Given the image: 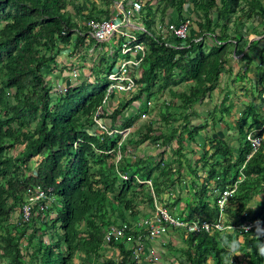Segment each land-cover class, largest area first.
<instances>
[{"label":"trees","instance_id":"obj_1","mask_svg":"<svg viewBox=\"0 0 264 264\" xmlns=\"http://www.w3.org/2000/svg\"><path fill=\"white\" fill-rule=\"evenodd\" d=\"M218 1L158 0L156 9L152 1H141L143 8L139 17L147 33L138 34V38L146 46L147 53L138 70L135 91L128 93L129 100L118 104L109 114L102 104L108 83L85 95L79 93L80 87L85 85L73 84L63 96L55 99L46 84L49 83L46 82L49 63L55 61L52 53H59L60 45L71 43L75 29L79 33H82L80 29H85L83 24L79 28L78 21L84 23L108 17L109 11L100 10L95 3L89 2L90 10L85 15L86 8L76 0H0V255L7 259L8 264H130V252L125 250L123 242L110 244L118 250L117 261H101L103 228L117 220L126 222L129 218H138L141 213L137 206L142 197L153 210L155 199L162 204L163 194L168 197V194L176 196V193L169 192L175 184L171 164L165 163L162 156L159 161L150 158L151 162L132 158L127 154L128 146L146 140H160L166 145L175 140L176 153L180 154L184 140L196 143L199 132L207 129L209 123L204 121L198 126L195 122L200 117L192 113L193 109L210 100L215 86L223 80L221 74L224 70L231 73L230 48H235V56H238L247 46L242 32L236 31L233 38L227 34V24L232 21L241 0H221V6ZM242 1L246 3L245 10L241 12L243 18L241 15L236 18V27L243 25L244 19L260 20L264 26V0ZM101 2L112 8L113 0ZM73 4L77 5L78 21L67 11V7ZM128 5L129 2L125 3L126 7ZM189 8L198 32L190 31L185 40L168 38L172 46H165L166 41L162 36H156L153 30L156 21L164 25L169 11H175L178 16L170 23L188 20L182 15ZM156 10L159 17H156ZM191 25L190 22V29ZM216 29L221 32L219 35L215 33ZM261 34L256 33V36ZM84 38L78 36L74 40L73 52L78 51ZM197 39L201 40L196 42ZM229 39L233 42H228ZM207 42L208 48L205 47ZM254 44L249 45V51ZM258 51L264 55V49ZM248 59V54H244L240 60L245 62ZM260 59L264 64L263 58ZM113 69L110 66L107 75ZM260 70L262 77L258 86L261 90L255 86L259 96L264 93V70ZM245 73L240 71L236 79V82L243 83L244 90L251 88L244 84ZM179 84H185L189 89L172 92L171 87ZM220 88L224 97L218 106L229 114L232 106L224 103L229 92ZM164 90L171 91L172 97L180 102L179 108L183 109L176 118L179 124L168 129L167 133L161 131L159 135L151 136L150 124L148 132L139 140L141 142L130 139L125 144L124 141L120 143L118 133L108 136L97 129L90 133L95 125L93 117L101 105L103 110L99 117L116 123V118L126 107L132 103L139 104L143 98L147 102ZM165 108L160 120L168 124L173 114L167 112L169 106ZM146 112L142 108L119 126L112 124L110 128L129 129ZM214 117L213 114L212 120ZM263 125L262 105L249 102L234 126L225 129L228 132L236 129L238 133L236 153L222 136L215 139L206 137L212 152L209 154L203 143L193 169L188 165L192 178L189 183L191 195L187 199L191 202L187 205L190 207L189 215L184 218L192 220L203 215L215 220L218 217L216 198L214 205L210 206L209 197L214 191L233 188L242 173L244 179L236 183V191L229 199L225 214L232 225L258 222L262 228L242 237L236 231L212 235L206 232L186 234L185 239L182 238L185 251H180L189 264H207L209 260L212 264H232L231 253L238 262L264 264V201L258 208L250 204L255 197H264ZM245 126L248 131L253 130L255 136L263 137L259 150L249 159L252 149L245 141ZM185 131L186 138L183 137ZM118 155L120 158L116 160ZM198 164L207 175L201 186L198 184L200 175L196 172ZM121 176H126L127 180ZM145 181H150V185L139 183ZM36 187L51 188L50 195L56 203L52 209H55V217L49 223L52 228H57L58 233L48 243L42 237L32 244L30 227L34 235L39 231L35 228L34 219L30 224L14 225L13 233L7 227L25 195ZM179 203V200H173L163 206L171 211ZM81 225H84L83 230ZM46 228L45 223L41 228L44 237L47 236ZM23 238L26 246H32L27 262L19 248ZM231 247L234 250L231 251Z\"/></svg>","mask_w":264,"mask_h":264},{"label":"rangeland","instance_id":"obj_2","mask_svg":"<svg viewBox=\"0 0 264 264\" xmlns=\"http://www.w3.org/2000/svg\"><path fill=\"white\" fill-rule=\"evenodd\" d=\"M77 2H80L82 5H84V3L82 2V0H76ZM93 2L95 4H97V7L99 9H102V7L104 6V2H101L100 0H93ZM220 4L221 6V0L218 1V5ZM239 6L238 9L236 11V13L234 14V16L232 17V21L229 22L227 24L228 28H231V26L234 24L236 26V18L239 17L240 15L243 18L242 15V11H244L245 9H243V7L246 5L245 2H243L242 0L239 2ZM74 5V6H73ZM72 6H68L67 7V11L73 16V18H77L76 15V4H73ZM106 6V5H105ZM74 8V9H73ZM108 8L111 9V6L108 5ZM157 6H154V9H156ZM241 8V9H240ZM89 12L88 7L86 6V9H84V12ZM187 14H190V8L189 11L186 9L184 10ZM87 12V13H88ZM170 12V11H169ZM168 12V13H169ZM175 14L176 12L173 11ZM183 12V13H185ZM167 13V14H168ZM86 15V13H85ZM170 15V14H169ZM160 13L158 10H156V17H159ZM184 16L186 19H188L193 28L195 29V24H194V19L195 17L191 14L190 17L188 15H182ZM215 18V16H214ZM242 18L240 20H242ZM158 20V18L156 19ZM78 21V18L75 20ZM215 21V19H214ZM242 22L245 23V25L247 26L248 30L253 29L254 27L257 26V24L259 23L258 20L256 19H251L249 21H246V19H244ZM241 23V22H240ZM239 23V24H240ZM82 22L77 23V25L79 26V28H82ZM82 29H80V31H82ZM75 33L76 31H79L78 29L74 30ZM260 31V30H259ZM250 33V32H249ZM76 37V35H72V39H74ZM259 43L262 44L261 39L258 40ZM122 43V41H118L116 40V38L109 40L108 42H102V43H97L92 39H89V42L86 43L85 48H84V54L82 56V58H86L84 60H86V62H88V66L83 65V64H75L74 60H69L70 63L73 65V67H79V70L82 71L81 76L79 78V80L75 81L77 82L74 86H80L81 84H83L84 87H80L79 89V93L81 95H85L88 92H93L95 90H98L99 88L103 87L104 85H106L108 83L106 76L108 73V68L110 66L112 67H117L118 65L121 64V62H123L126 57L122 56L120 54V44ZM260 46V44H259ZM71 47V46H70ZM87 49V50H86ZM66 50V49H65ZM252 50L256 53H258L259 55V51L256 50L254 48H252ZM253 51H251V53H253ZM96 53V54H95ZM250 53V54H251ZM256 53V54H257ZM50 54V53H49ZM68 52H64V49H62L60 47V52H53L52 56H54V63L50 62L49 63V71H48V75L46 76V83L48 89H50L51 85L56 83V81L59 79L60 82H64L65 80L67 81V79L64 77L62 80V74H63V68H61V62H63L64 60H67L70 56L67 55ZM249 54V55H250ZM102 63L101 65H99V63ZM254 63V62H253ZM69 63H67V67H71L70 65H68ZM255 64V63H254ZM246 65V62H242L239 61V57H231V66H232V71L229 75H223V80L221 83H224L225 85V91L229 92V96L226 99V101L224 102L226 106H230L229 104H233L231 111L229 112V114L225 113L224 111L218 110L216 111V114L219 118H222L221 120L229 121V123H225V125L221 122H218V124L216 125H212L211 121H212V115L210 114V111H207L206 113H202L203 111V107L198 106L195 109H193L192 113L193 114H197L200 117V120L196 121L195 123L200 126L203 124L204 121H208L209 125L207 127V129L202 130L199 132V135L196 137V143L194 142H190L187 140H184L183 143V147L180 151V154H177V144L175 140H170L166 145H163L161 143L160 140H157L156 142H153L151 140H146V141H139L141 140V137L143 135H145L148 132V128L151 124V136H157L159 135V132L163 131V132H168L167 130L173 127H176L179 124V121H177L176 118H178V113H181V108H179L180 106V102L178 99L173 98L172 97V92L174 93H178V92H182L183 90H188L189 87H185V84H179L176 86H172L171 91L169 90H164L161 94L157 95L155 98L152 97L149 100H144V98L140 101L139 104L137 103H132L131 105H129L128 107H126L122 113L116 118V123H112L110 121L109 118H103V121L106 123V125L108 127H110L112 124H116V125H120V123H122V121L126 120L127 118L135 115L137 112H139V110H141L142 108H145V110L147 111L145 114H143L133 125L131 128L126 129V130H121L119 128H116L117 131L121 132V140L123 139L124 142L123 144H125L126 140H130L132 139L133 141H139L141 143H136L134 145H129L128 146V150H127V154L130 155L132 158H142V159H147L148 162H151L150 158L155 160L157 159V161L160 160V156H162L163 160L165 163L171 164V167L173 169V173H174V186L173 189L176 190V196H170L169 199L163 194L162 198H161V203L159 204V202H157L158 206H162L163 208H165L163 206V204H167L172 203L173 200H179L180 203L178 204V206H176L175 208L171 209V211L169 209H167L168 212L171 213V215L174 218H179L180 220H185V217H188L189 215V210L190 207H187V205L191 202L190 199H187L190 197V180L192 178V175L188 172V165H190L193 169L194 167V162L197 161L201 155V149L200 147H202L203 143H204V148L206 151H208V153L210 154L212 152V149L210 148L211 144L207 142L206 137H213L214 139L217 137H223L225 140H228L229 144L233 146L234 148V152H237V144H238V133L235 130L232 131H226L224 128L225 127H229L230 125H232V127L234 126V123L236 121V119L239 117V115L243 112H245V109L247 108V106L249 105V102L253 101L255 102V104L258 105V103H260L259 101V95H257V91L254 89L253 91H251L252 93H254V95L256 97H253V95L251 94L252 98L250 97V94L245 97L244 96V91H242L240 89V84H233L232 83V79L234 77V73L239 71H243L244 67ZM83 69V70H82ZM85 69V70H84ZM84 71V72H83ZM234 72V73H233ZM61 79V80H60ZM76 78H71L69 80H75ZM68 80V81H69ZM94 81V82H93ZM248 86H250V84H248ZM219 87H221L219 84H217L215 86V89L213 91V93L211 94V100L204 101L207 102V104L209 103L211 106H218V104H220L222 102V99L224 97V94L221 93L219 91ZM254 87V85H253ZM247 99V100H246ZM263 99V97H262ZM129 100L128 99V95H121V94H115L113 95L108 101L107 103L104 105L106 108V111L108 113H111L118 104H124L125 101ZM234 103H236V105L234 106ZM263 107H262V111H264V103H262ZM169 106L170 108L167 109L168 113H172L173 115H171L173 118L172 120H170V122L167 124L163 123V121L160 120L161 115L166 111V108ZM234 107V108H233ZM238 113V115H237ZM108 116V115H107ZM215 116L214 120L217 119L218 117ZM223 122V121H222ZM233 123V124H232ZM115 126V125H114ZM95 126H93L92 130L90 131V133H94L95 130ZM248 131L247 126L244 127V132L246 133ZM209 133V134H207ZM186 131L183 133V137L186 138ZM263 138V137H262ZM200 144V145H199ZM199 145V146H198ZM118 157V156H117ZM219 158V157H218ZM156 161V160H155ZM34 168V164L32 165V169ZM196 172L198 173V175H200V179L198 180V184L201 186L203 184V179L206 178V172L203 171V169L201 168V164H198V169L196 170ZM212 183V182H211ZM211 185V184H210ZM211 189V187L209 188ZM217 197L216 192H214L213 194H211V196L209 197V205L212 206L213 205V201L214 199ZM145 199V200H144ZM168 199V200H167ZM144 200V201H143ZM264 201V197L262 195H259L257 197H255L253 199V201L250 203L251 206L257 207L263 203ZM56 203L52 200L50 207L51 209H53V206ZM137 209L139 210V212L141 214V217L143 214H147L151 212L150 209V205L149 203L146 201V198L142 197L141 201L138 203ZM55 212V209L53 210ZM53 211L50 212L49 214V219H47V233H46V237H44L40 230L42 228V226H40V224H44L39 222V220H36V227H38L39 231H38V235L36 233V235L33 234V231L29 232V235L33 237L32 239V244L36 243V241L39 238L43 237V240H45L47 243L49 242V240L51 241L53 237L56 233H58L57 228H52L51 224L49 223V221L51 219H53L55 217V214L53 215ZM180 214V215H179ZM17 215H18V209L15 210V213L13 214L12 217H10V223L12 224H17ZM197 217V216H196ZM200 217H204L203 215H200ZM136 220V219H135ZM59 226V225H58ZM57 226V227H58ZM81 230L84 229V225H81L80 227ZM8 230H10L12 233L14 232V228L13 227H9L8 226ZM184 236H186V234L184 233L183 229H168V232L166 233V235L164 236V238H162V240H156L154 243L151 244V246H155L158 250V253L160 255V258L162 261L165 262V264H189L187 257H185L184 255V251H185V242H184ZM179 238L181 239V242L179 241ZM184 238V239H182ZM175 242V243H174ZM184 242V244H183ZM25 243H26V239L23 238L21 240V244L19 245V248L21 249L22 254L25 256V262L28 261V254H30L31 250H32V246L27 245L25 248ZM1 244V242H0ZM160 244H164L162 245V253L161 250L159 248ZM180 250H183L180 251ZM234 250V247H231V251ZM2 250L0 247V254ZM102 255H103V260L101 259V261L104 260H118V251L116 249L110 248V247H103L102 250ZM75 263H77V260H74ZM229 262V260H228ZM230 263L232 264H245V261L242 260L241 262H238L237 260H235L234 258V254L233 256H230ZM0 264H8L7 263V259L5 257H1L0 255ZM207 264H212L211 260L208 261Z\"/></svg>","mask_w":264,"mask_h":264},{"label":"built area","instance_id":"obj_3","mask_svg":"<svg viewBox=\"0 0 264 264\" xmlns=\"http://www.w3.org/2000/svg\"><path fill=\"white\" fill-rule=\"evenodd\" d=\"M129 2L126 7L125 3ZM143 4L141 0H113V12L108 17L100 19H91L84 23L85 34L84 37L92 39L97 43L108 42L111 39L122 41L120 44V54L126 59L120 65L114 67L106 79L108 86L105 91V96L102 100L103 106L115 94L127 95L134 92L136 89V79L139 76L138 70L142 60L145 58L147 49L146 46L139 41L138 34L147 33L144 26L140 22V12ZM156 36H162L166 41L165 46H172L168 38L176 40H185L189 37L190 22L183 20L177 24L165 23L158 24L153 28ZM201 39L195 40L200 41ZM73 70L70 76L78 77V74ZM55 94H64L66 92L65 85L62 83L56 84L53 89ZM103 106L101 105L93 117L94 124L101 132L109 136L114 133L121 134V132L111 131L100 120L99 115L102 114ZM246 141L250 144L252 149L247 159L255 154L262 143L260 137L253 136V133H248ZM125 179L124 176H122ZM244 179L242 173L238 177V183ZM236 182V183H237ZM147 183L150 181L139 182ZM234 184L231 189H224L223 191H216L217 199L216 206L218 208V218L215 221H209L205 218H196L189 222H183L178 218H174L167 209L157 205V200H154V211L145 217L129 219L127 222L119 223L116 226H110L105 232V243L111 241L121 242L124 240L125 250L130 252V264H157L159 253L155 246H151L156 240H162L169 228L183 229L187 234L197 235L201 232H206L209 235L215 232L231 233L236 231L240 237L245 233L257 232L262 228L258 222H243L239 225L226 224L224 220L225 210L228 206L229 199L236 191L237 184ZM51 188L43 189L36 187L30 194L28 203L22 207V218L27 221L31 216V209L36 200H50ZM170 192V191H169ZM168 194V192H167ZM172 196V193L171 195ZM168 194V197H170ZM46 205V204H45ZM40 211H45L44 204L38 206ZM37 215V214H35Z\"/></svg>","mask_w":264,"mask_h":264},{"label":"crops","instance_id":"obj_4","mask_svg":"<svg viewBox=\"0 0 264 264\" xmlns=\"http://www.w3.org/2000/svg\"><path fill=\"white\" fill-rule=\"evenodd\" d=\"M101 1V0H100ZM141 1H143V2H148V1H152V4H154L153 6H157V3H158V0H141ZM82 2L84 3V5H82V6H84V8H86L85 6H87L88 7V10H90L89 9V2L91 3V2H93V0H82ZM94 3V2H93ZM96 6H97V4H95ZM107 5V4H106ZM98 8V7H97ZM99 9V8H98ZM108 7H106L105 6V4H104V6L102 7V10L103 11H109V16H110V14H112V12H113V9L111 8V9H109ZM101 10V9H100ZM189 11V10H188ZM88 12V11H87ZM87 12H85L86 13V15H87ZM185 12V11H184ZM189 13H190V11H189ZM170 14V15H169ZM184 15H188L189 17H190V15L191 14H187L186 12L185 13H183ZM167 17H166V21H165V23H168L169 21H172V20H177V15L173 12V11H170L167 15H166ZM183 19H186L185 17H183ZM246 21H249V20H246ZM258 24H257V26L256 27H254L253 29H251V30H248L247 29V26L245 25V23L243 22V25H239V26H235L234 24L231 26V28H228V31H227V34L230 36V38H233V36H235V34H236V31L237 32H242V34H243V36H244V39L247 41V46L244 48V50H243V52H242V54H240V55H238V56H235V48H230V50H231V52L230 53H232V55L230 54V56L232 57H239V61H241L240 59L242 58V56L244 55V54H248V60H246L245 62H246V65H245V67H244V71H246V73H245V80H246V82L244 83L246 86H248V84H250V86H248V87H251L250 89L249 88H247L246 90H244L243 89V83H241V81H239V82H236V79H237V75H239L240 74V71L238 70L237 72H233L234 73V77H233V79H232V83L233 84H240L241 86H240V89L242 90V91H244V96L245 97H247L249 94H250V97L249 98H252L251 97V94L253 95V97H256L255 95H254V93H252L251 91H253L254 89H255V86H258V85H260V84H258V82H259V79L262 77V72H261V70L260 69H262V70H264V64H262L261 62H260V57H262L263 58V60H264V55L262 56V55H260V53H259V55H258V53L256 54L253 50V53H251V51H249L248 50V47H249V45L252 43V42H255L256 44H254L253 45V48L255 49V50H261V49H264V26H263V24L262 23H260V20H258ZM164 23V24H165ZM159 23H158V21H156V26L158 25ZM155 26V27H156ZM236 29V30H235ZM260 30V31H259ZM190 31H193V32H198V27H197V25H195V29L193 28V26L191 25V29H190ZM250 32V33H249ZM216 34H220L221 32L219 31V29H216V32H215ZM256 33H262L260 36H256ZM85 33L83 32V35H84ZM76 35V37L74 38V39H72L71 38V43L67 46V47H62L63 49H64V52H68V54L67 55H69L70 57L67 59V60H64L63 62H61L62 64H61V68H63V74H62V80H63V78L65 77L67 80L68 79H71L68 75H70V73L69 74H67L66 72L67 71H65V68L67 67V63H69L68 65H72L71 63H70V61L69 60H74L75 61V64L76 63H78V64H83V65H86V66H88V62H86V60H84V59H86V58H82V56H83V54H84V48H85V45H86V43H88L89 42V39L88 38H84V43L83 44H81V46H79L78 48V51H77V54H78V57H75L74 56V54H73V49H74V46H73V44H75V42H74V40L78 37L77 36V34H75ZM261 39V42H262V44L261 43H259V41L258 40H260ZM228 42H233V40H231V39H229L228 40ZM208 43V42H207ZM206 43V45H205V47L206 48H208V46H209V43L207 44ZM259 44H260V46H259ZM71 46V47H70ZM66 49V50H65ZM87 50V49H86ZM249 51V52H248ZM251 53V54H250ZM96 54V53H95ZM250 54V55H249ZM243 62V61H242ZM255 64H254V63ZM261 63V64H260ZM231 64V63H230ZM78 67V66H77ZM75 68V67H74ZM83 70V69H82ZM85 70V69H84ZM77 74H78V77L80 78V75H81V72L82 71H80L79 69L77 70V71H75ZM84 72V71H83ZM230 73H229V71L228 70H224L223 72H222V74H221V76L223 77V75H229ZM79 78H78V80H79ZM61 80V79H60ZM66 81V80H65ZM253 85H254V87H253ZM220 86L222 87V88H224L225 89V85H224V83H221L220 84ZM220 88V87H219ZM257 88V87H256ZM258 90L260 91L261 90V88L258 86ZM219 91L221 92L222 90H221V88L219 89ZM259 91L256 93L257 95H259ZM262 97H263V99H262ZM260 99V103H258V105H262V103H264V93H262L261 94V96L259 97ZM210 100H211V98H210ZM247 100V99H246ZM207 101V100H206ZM208 102V101H207ZM207 102H204L203 104H201V107H203V111L204 112H202V113H206L207 111H210V114L211 115H215V116H217V114H216V111H218V110H221V107H219V106H211L209 103L207 104ZM253 103L255 104V102L253 101ZM219 105V104H218ZM230 106H232L231 104H229ZM236 105V103H234V106ZM257 105V104H256ZM262 107H263V105H262ZM234 108V107H233ZM264 112V111H263ZM237 115H238V113H237ZM218 117V116H217ZM219 118V117H218ZM222 118H220V121H218L217 119H215V120H212L211 122V124L212 125H216V124H218V122H221V123H223L224 125H225V123L227 122V123H229V121H224V120H221ZM223 121V122H222ZM208 122V121H207ZM213 122H215L214 124H213ZM233 124V123H232ZM235 124V123H234ZM224 128H226L225 126H224ZM179 241L181 242V239L179 238ZM175 243V242H174ZM163 244H160V246H159V248H160V250H161V253L163 252L162 251V248H163V246H162ZM154 248H156V247H154ZM160 253V252H159ZM157 264H165V262L164 261H162L161 260V258H160V255H159V259H158V261H157Z\"/></svg>","mask_w":264,"mask_h":264},{"label":"clouds","instance_id":"obj_5","mask_svg":"<svg viewBox=\"0 0 264 264\" xmlns=\"http://www.w3.org/2000/svg\"><path fill=\"white\" fill-rule=\"evenodd\" d=\"M85 23V22H84ZM84 23H83V25H84ZM85 27V26H84ZM82 33H79L78 31H76V33H75V31H74V34H77V36H80V37H84V35H83V32H85V29L84 30H82L81 31ZM73 34V35H74ZM73 45H75V44H73ZM68 46V45H67ZM67 46H64V45H60V47L62 48H64V47H67ZM62 48V49H63ZM73 52V51H72ZM73 54H74V56L75 57H78V54H77V51L76 52H73ZM71 67L69 68V67H66L65 68V71H67L66 73L67 74H69V73H71L73 70H78L79 69V67H73V65H70ZM82 73V72H81ZM70 78H73L72 76H70V75H68ZM81 76V75H80ZM78 78L79 77H77V79H75V80H67V81H64V82H60L59 81V79L56 81V83H54V84H52L51 85V91H50V93H51V96H52V98L53 99H55V98H57V97H59V96H63L66 92H67V90H69L70 88H72L71 86L73 85V84H76V83H71V82H75V81H77L78 80ZM58 83H62V84H64L65 85V88H66V92L64 93V94H55L54 92H53V89H54V87L56 86V84H58ZM110 114V113H109ZM100 120L106 125V123L100 118ZM95 126V128L99 131V132H101L99 129H98V127L96 126V125H94ZM107 126V125H106ZM108 127V126H107ZM263 127H264V125H263ZM108 129L109 130H111V128L110 127H108ZM126 130V129H125ZM111 131H117V130H111ZM118 132V131H117ZM253 133V136H255V133L253 132V130H250V131H247V133H246V135H245V141H246V136H247V134L248 133ZM115 134V133H114ZM108 135V134H107ZM109 136V135H108ZM112 136V135H111ZM121 136V135H120ZM257 137V136H256ZM261 138V137H260ZM262 139V138H261ZM124 140L122 139L121 141H120V143L121 142H123ZM247 142V141H246ZM117 157V156H116ZM119 158H120V155H118V157L116 158V160H119ZM32 162H34V161H32ZM34 164V163H33ZM125 177V179H123L122 178V176H121V178L123 179V180H127V178H126V176H124ZM146 182V181H145ZM142 184H147V183H142ZM148 185V184H147ZM48 189V188H47ZM173 191L174 192V194L175 193H177L176 192V190H174L173 188L172 189H170L169 191ZM214 192H216V191H214ZM52 193V192H51ZM50 193V194H51ZM30 194L31 193H29V194H26L25 195V197H24V200H23V202L21 203V205L17 208L18 209V215H17V224H12V223H10V220H9V222L7 223V225L9 226V227H13L14 225L16 226H21V225H24V224H30L31 223V221H32V219H34V223H35V226H36V220L38 219L39 220V222H41V223H47V219H49L48 217H49V214H50V212L51 211H53L52 209H51V207H50V204H51V202H52V195H50V200H46V199H42V200H36L35 201V203H34V205H33V207H32V209H31V216H30V218L27 220V221H24L23 220V218H22V207L25 205V204H27L28 203V199H29V197H30ZM216 195H217V193H216ZM169 199V198H168ZM167 199V200H168ZM216 199H217V197H216ZM42 204H44V206H46V209H45V211H40L39 209H38V206H40V205H42ZM46 204V205H45ZM160 204V203H159ZM214 205V204H213ZM166 209V208H165ZM154 211V209L153 210H151V212L150 213H147V214H143L142 215V217H145V216H147V215H150L152 212ZM35 214H37V215H35ZM55 214V212L53 211V215ZM171 214V213H170ZM218 214H219V212H218ZM139 217H141V215H139ZM138 217V218H139ZM197 218H199V217H197ZM201 219H203V218H205V219H207V220H209V221H215V220H217V218L215 219V220H210V219H208V218H206V217H200ZM129 219H131V218H129ZM129 219H127L126 220V222L129 220ZM137 219V218H136ZM179 219V218H178ZM196 219V218H195ZM180 220V219H179ZM193 220V219H192ZM224 220H225V223L226 224H230V222L228 221V218H227V215L225 214L224 215ZM181 221H183V220H181ZM189 221H191V220H184L183 222H189ZM50 222V221H49ZM119 223H123V221H118L117 220V222L116 223H111V224H109V225H107V226H105L104 228H103V230H102V246L105 248V247H110V248H112L111 246H110V244L111 243H117V242H114V241H111V242H109V243H105V240H104V238H105V232H106V229H108L110 226H116V225H118ZM7 226V227H8ZM40 226H43V224L41 225L40 224ZM36 229H38V227H35ZM169 229H173V228H169ZM31 231H33V229H32V227H30V229H29V232H31ZM40 232H41V230H40ZM185 233V232H184ZM215 233H218V232H215ZM220 233H224V232H220ZM37 234H38V232H37ZM185 234H187V233H185ZM50 241V240H49ZM121 242H123V245H124V240L123 241H121ZM118 244V243H117ZM164 245V244H163ZM25 246H26V243H25ZM113 249H116V248H113ZM118 251V250H117ZM119 255V254H118ZM230 256H233V253H231V255ZM112 261H117V260H115V259H113Z\"/></svg>","mask_w":264,"mask_h":264},{"label":"bare ground","instance_id":"obj_6","mask_svg":"<svg viewBox=\"0 0 264 264\" xmlns=\"http://www.w3.org/2000/svg\"><path fill=\"white\" fill-rule=\"evenodd\" d=\"M246 234V233H245Z\"/></svg>","mask_w":264,"mask_h":264}]
</instances>
